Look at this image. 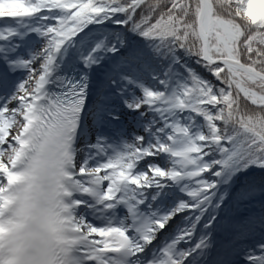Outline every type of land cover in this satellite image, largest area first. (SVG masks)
<instances>
[{
    "label": "snow or ice",
    "instance_id": "1",
    "mask_svg": "<svg viewBox=\"0 0 264 264\" xmlns=\"http://www.w3.org/2000/svg\"><path fill=\"white\" fill-rule=\"evenodd\" d=\"M0 264H264V0H0Z\"/></svg>",
    "mask_w": 264,
    "mask_h": 264
}]
</instances>
